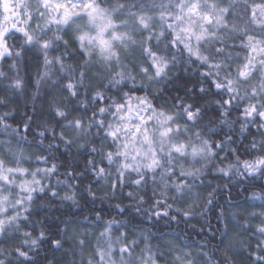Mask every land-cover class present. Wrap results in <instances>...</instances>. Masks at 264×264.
<instances>
[{"label":"snow or ice","instance_id":"6c2138e0","mask_svg":"<svg viewBox=\"0 0 264 264\" xmlns=\"http://www.w3.org/2000/svg\"><path fill=\"white\" fill-rule=\"evenodd\" d=\"M237 182L260 211L230 212ZM85 198L115 214L78 220ZM55 201L66 218L33 219ZM213 213L255 244L143 227ZM44 244L66 264H264V0H0V264Z\"/></svg>","mask_w":264,"mask_h":264},{"label":"trees","instance_id":"16d2710c","mask_svg":"<svg viewBox=\"0 0 264 264\" xmlns=\"http://www.w3.org/2000/svg\"><path fill=\"white\" fill-rule=\"evenodd\" d=\"M195 69L192 73H189V76H193ZM28 75L31 78H34V71L29 68ZM23 107L18 116L15 118L19 120L23 116ZM11 119V118H10ZM64 149L61 147L60 152H63ZM88 179H91L89 177ZM208 179L213 183H223L218 174L213 173L208 177ZM226 180V178H225ZM85 184L88 183V180L84 181ZM257 184L260 183L258 180ZM229 188L231 190V202H230V212L235 211L239 214L247 216L248 211L255 210L260 211L259 208H253V205L259 204L260 201H252L250 199L251 192L253 190L258 191L259 189H253L251 185L246 182H237L235 184H230ZM226 197H221L219 204L222 206L225 205ZM46 203V202H45ZM115 202H110L105 200L103 204L96 202L91 203L87 198L81 201L82 208L80 209L82 215L77 216L78 220H82L83 216H91L93 211H100L103 215L107 216L109 212L115 214V208L113 204ZM227 207V206H226ZM76 211V210H72ZM69 212V209L61 205L59 201L52 203L51 207L45 209H39L37 215L33 217L34 220L43 221L47 217V222L49 224L56 223L59 219L66 218V214ZM139 219V218H138ZM231 223L233 226L236 225L237 221L232 220L231 215L229 214L227 220L217 219L216 215L210 214L207 218L196 217L192 220L190 224H185L177 220H168V219H158L155 222L151 220H144L143 227L151 231L153 235V244H166L173 242V238H176L181 244H189L199 246L200 244L206 245V250L210 253H215L219 256L217 248L222 247L223 245L228 244L230 241L235 243L236 240L247 241L249 243L255 244V238L251 236V233L245 236L237 237L236 234L232 231V228L229 227L228 231L225 232V223ZM154 225V226H153ZM35 228L37 231L40 229V224H36ZM204 229V231H201ZM211 229V232L208 231ZM32 230V226H29V231ZM91 230V229H90ZM213 233L215 234L213 237ZM15 242L9 241L8 246H12ZM3 246V245H0ZM39 255L36 257L38 264H45V258L53 260L54 264H66L68 260H71L73 257L71 252L65 248L64 250H53L47 244L41 246L38 250ZM67 252V256H65ZM238 264H241V258L237 257Z\"/></svg>","mask_w":264,"mask_h":264}]
</instances>
